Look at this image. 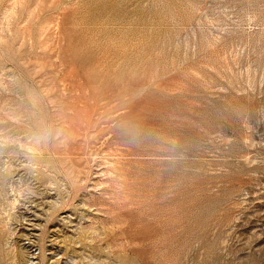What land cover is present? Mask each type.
<instances>
[{"label": "rangeland", "instance_id": "1", "mask_svg": "<svg viewBox=\"0 0 264 264\" xmlns=\"http://www.w3.org/2000/svg\"><path fill=\"white\" fill-rule=\"evenodd\" d=\"M164 183L207 215L189 247L153 238ZM259 240L264 0H0V264H252Z\"/></svg>", "mask_w": 264, "mask_h": 264}, {"label": "bare ground", "instance_id": "2", "mask_svg": "<svg viewBox=\"0 0 264 264\" xmlns=\"http://www.w3.org/2000/svg\"><path fill=\"white\" fill-rule=\"evenodd\" d=\"M110 8L112 7L108 6V9ZM166 187V183L162 184V188L159 192L160 196L155 197L150 208L151 211L148 214V217L152 222V231L154 233L153 238L159 239L160 242L165 245H181L189 247L190 243L187 240L188 236L200 230L203 217H206L207 215L205 213H197V215H194L193 213L188 214L192 205H186L181 199H176V201H174V198L168 195V191L165 189ZM217 224L218 222L213 223V228H215ZM222 224L228 225L229 218L224 219ZM212 233H215L214 229ZM254 235L260 236L259 234L253 233L252 237ZM252 237H247L246 241H254L255 238ZM197 240L198 237L195 241ZM256 245L259 246L258 249L252 251L248 255L251 259L250 263L263 264L264 258L260 257L259 262V258L256 257V252L258 251L262 253L264 242L259 240ZM242 249L243 247H233L232 244L230 246V251L234 254H237V252Z\"/></svg>", "mask_w": 264, "mask_h": 264}]
</instances>
